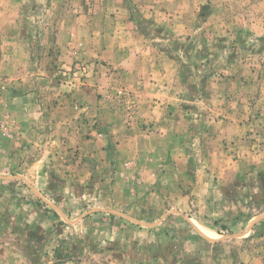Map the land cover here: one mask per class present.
Returning <instances> with one entry per match:
<instances>
[{
    "label": "rangeland",
    "instance_id": "rangeland-1",
    "mask_svg": "<svg viewBox=\"0 0 264 264\" xmlns=\"http://www.w3.org/2000/svg\"><path fill=\"white\" fill-rule=\"evenodd\" d=\"M137 50L177 70L162 150ZM0 264H264V0H0Z\"/></svg>",
    "mask_w": 264,
    "mask_h": 264
},
{
    "label": "crops",
    "instance_id": "crops-1",
    "mask_svg": "<svg viewBox=\"0 0 264 264\" xmlns=\"http://www.w3.org/2000/svg\"><path fill=\"white\" fill-rule=\"evenodd\" d=\"M139 52L140 50H137L131 54H117L115 55V57H113V59L115 62H117L118 65H121L122 68L125 67L126 70L129 71V73H126V75H129L126 81L131 89H142V91L146 90V93L141 96L142 102L140 103L142 107V119L140 126L144 122L147 124L148 121L157 119L158 115L159 118L157 119V126L161 125V133L159 137H156L153 132L149 134L145 132L142 134L143 136L141 135L140 137H131V144L129 145H132L131 151L133 152L134 149L138 148L137 146L140 147L142 143L150 147L153 146L152 143H155L157 138H159L161 141V145H157L156 149L162 150V148L164 147L163 145H165V142L163 141H167L166 135H163L165 131L164 128H166V126H168L170 122L167 118V115L169 114L167 108H169V105L162 100V102L154 101L153 96H155L154 92L157 91L159 92V95L163 97V99H165V94H163V92H168V95H166V97H168L169 99H173L174 96H172L170 93L173 90L178 91L176 87L172 86V82L174 80L173 78L174 76H176L177 70L174 71L172 66L168 67L171 63L168 59L166 61H163L165 60L163 57L159 56V59H157L154 57V54H152V52L142 54H139ZM129 62H131L133 66H129ZM4 65L6 68L5 70H3V73H6L7 71L8 74H13L19 69V67L17 66L11 67L10 64H7L6 62L4 63ZM163 113L166 116V119L161 120ZM239 127L240 130L237 134L231 132L224 135V140L229 144L230 148L228 152H231V155L227 153L224 157V173L227 171V169H232L233 167H238L240 168V171H242L244 165L246 163L249 164L250 158L252 157L251 151H248L250 147H248L246 144V140L248 139V137L246 136L247 130H245L243 126ZM147 131L149 132V129H147ZM244 139L245 141H243ZM138 142L140 145L138 144ZM232 154L238 156L239 160L234 161L230 157L232 156ZM202 186L203 184H198V188Z\"/></svg>",
    "mask_w": 264,
    "mask_h": 264
}]
</instances>
